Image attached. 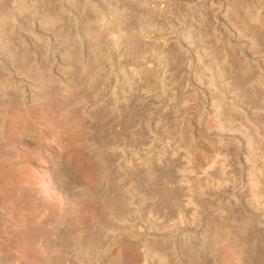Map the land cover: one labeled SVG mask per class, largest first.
<instances>
[{"label": "rangeland", "instance_id": "obj_1", "mask_svg": "<svg viewBox=\"0 0 264 264\" xmlns=\"http://www.w3.org/2000/svg\"><path fill=\"white\" fill-rule=\"evenodd\" d=\"M13 1L0 52L41 88L24 106L0 71V264H134L130 193L188 189L229 193L204 206L233 211L227 264H264V0H33L48 80L6 41Z\"/></svg>", "mask_w": 264, "mask_h": 264}, {"label": "built area", "instance_id": "obj_2", "mask_svg": "<svg viewBox=\"0 0 264 264\" xmlns=\"http://www.w3.org/2000/svg\"><path fill=\"white\" fill-rule=\"evenodd\" d=\"M1 17L2 20H10V37L6 41L19 49L22 60L35 65L48 80L53 74L56 55L51 34L40 30L42 16L40 18L34 1L14 0L11 8L4 10ZM35 40L41 42L40 47L35 46ZM8 56L10 53L0 52V71L5 75L4 82L16 92L20 104L28 106L35 100L41 84L38 80L18 77ZM2 97L0 94V99ZM163 146L149 142L127 147L126 153H121L120 161L147 166L152 159L162 158ZM167 147L174 152L170 158L178 159L180 147L177 144H168ZM122 149L119 146L115 148L116 151ZM222 192L180 191L176 194L179 202L170 207L162 204L161 196L131 192L127 207L129 214L124 224L129 228L125 244L133 249L134 264H227L220 248L229 242V213L233 211L223 202L218 206L210 204L204 207L210 197H229L228 192Z\"/></svg>", "mask_w": 264, "mask_h": 264}, {"label": "bare ground", "instance_id": "obj_3", "mask_svg": "<svg viewBox=\"0 0 264 264\" xmlns=\"http://www.w3.org/2000/svg\"><path fill=\"white\" fill-rule=\"evenodd\" d=\"M243 12H244V11H243ZM257 24H258V23H257ZM17 59H18V58H17ZM37 73H38V72H37ZM249 75H250V74H249ZM41 76H42V75H41ZM38 79H39V78H38ZM40 80H41V79H40ZM41 82H42V81H41ZM45 87H46V86H45ZM45 87H44V88H45Z\"/></svg>", "mask_w": 264, "mask_h": 264}]
</instances>
